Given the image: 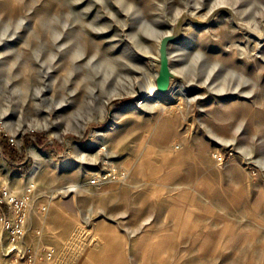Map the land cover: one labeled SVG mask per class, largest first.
Here are the masks:
<instances>
[{
  "label": "rangeland",
  "instance_id": "374dc122",
  "mask_svg": "<svg viewBox=\"0 0 264 264\" xmlns=\"http://www.w3.org/2000/svg\"><path fill=\"white\" fill-rule=\"evenodd\" d=\"M221 4L249 30L225 12L189 25L171 56L193 88L142 102L151 70L139 53L156 55L187 5L205 16ZM256 32L264 0H0V133L19 150L31 132L62 146L30 143L18 165L0 151V188L9 181L27 203L20 255L56 264L80 255L69 247L107 245L118 252L99 249L100 262L264 264ZM8 245L0 237V264H16Z\"/></svg>",
  "mask_w": 264,
  "mask_h": 264
},
{
  "label": "water",
  "instance_id": "95a60500",
  "mask_svg": "<svg viewBox=\"0 0 264 264\" xmlns=\"http://www.w3.org/2000/svg\"><path fill=\"white\" fill-rule=\"evenodd\" d=\"M224 12L229 14L241 28L249 30L248 26L245 27L244 24L239 22L235 9L228 5L221 4L213 7L205 17L193 12L191 7L187 5L173 20H169L168 25L170 30L160 37L157 54L147 55L141 52L139 53L143 58H150L153 63L154 74L152 76V82L158 95H170L180 83L187 90L193 88L194 83L189 84L183 74L173 69L171 56L172 46L181 44L185 40L189 25L198 29L210 27L215 23L217 17ZM144 91H141L139 94L141 100L153 98V96H147Z\"/></svg>",
  "mask_w": 264,
  "mask_h": 264
},
{
  "label": "built area",
  "instance_id": "2783aa9c",
  "mask_svg": "<svg viewBox=\"0 0 264 264\" xmlns=\"http://www.w3.org/2000/svg\"><path fill=\"white\" fill-rule=\"evenodd\" d=\"M215 158L222 160L223 156L215 153ZM25 207H27L25 199L18 198L9 187L0 188V237H6L9 242L8 254L3 251V255L9 257L16 264L24 259L28 264H35L38 254L23 252L20 255L22 251L17 245L26 235L27 214L23 211ZM1 252L0 249V255ZM52 255V250L47 252V257H52Z\"/></svg>",
  "mask_w": 264,
  "mask_h": 264
},
{
  "label": "trees",
  "instance_id": "16d2710c",
  "mask_svg": "<svg viewBox=\"0 0 264 264\" xmlns=\"http://www.w3.org/2000/svg\"><path fill=\"white\" fill-rule=\"evenodd\" d=\"M43 137H44V133L42 132H31L27 134L25 136V144L23 148L19 150L17 146L10 141V138L7 135L0 133V145H1L0 151L9 160L11 164L18 165L25 162L26 149L30 143H34L38 147L53 148L56 150L62 147L59 142H55L53 145L46 146ZM32 138L35 139L32 140Z\"/></svg>",
  "mask_w": 264,
  "mask_h": 264
},
{
  "label": "crops",
  "instance_id": "0c3cea01",
  "mask_svg": "<svg viewBox=\"0 0 264 264\" xmlns=\"http://www.w3.org/2000/svg\"><path fill=\"white\" fill-rule=\"evenodd\" d=\"M105 247L109 253L118 252V246L93 245V246H88L87 248L83 247L81 250L77 249L76 247H72V248L69 247L67 250L68 254L79 253L80 255L73 257L71 256L65 257L64 261H58V263L56 262V264H123L122 261H119L117 259V256H115L114 260H105L104 262L98 261L97 253L100 252L99 249Z\"/></svg>",
  "mask_w": 264,
  "mask_h": 264
},
{
  "label": "bare ground",
  "instance_id": "6f19581e",
  "mask_svg": "<svg viewBox=\"0 0 264 264\" xmlns=\"http://www.w3.org/2000/svg\"><path fill=\"white\" fill-rule=\"evenodd\" d=\"M205 16H207V15H205ZM205 16H202V17H205ZM257 34L259 35V39L260 40H263L264 39V33L258 32ZM145 53L148 54V52H145ZM134 55H136V54H134ZM82 56H84V53L82 51H79L78 52V57H82ZM146 63L148 65V67L150 68L149 70H151V71H150V73L146 74V78H147V81L146 82H147V85H146V89H145L144 92L149 97L153 96V98L155 99V101H156L157 104H160V101H162V100H167V99L171 98L173 96V94L175 93V90H176L177 87H180V90L183 92V94H186L187 88L180 83V85H177L176 88L173 90V92L170 95H167V96L158 95L157 92H156V90H155V87L153 85V82H152V76L154 74L153 63H152V61H151L150 58H146ZM146 100L147 99L141 100V101L142 102H145ZM38 173H39V166L36 165L34 167V169L32 170L31 174H30L31 179L35 178V176ZM4 187H10L9 186V181L4 182Z\"/></svg>",
  "mask_w": 264,
  "mask_h": 264
}]
</instances>
